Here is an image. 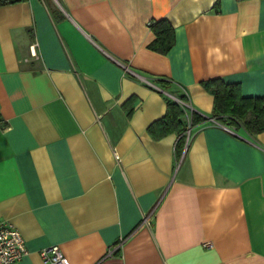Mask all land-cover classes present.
<instances>
[{"label": "crops", "instance_id": "crops-1", "mask_svg": "<svg viewBox=\"0 0 264 264\" xmlns=\"http://www.w3.org/2000/svg\"><path fill=\"white\" fill-rule=\"evenodd\" d=\"M166 19L174 44L150 50ZM172 80L206 120L180 158L148 127ZM264 98V0L0 6V219L21 264H264V132L218 123L202 82ZM116 247V248H115Z\"/></svg>", "mask_w": 264, "mask_h": 264}, {"label": "trees", "instance_id": "trees-1", "mask_svg": "<svg viewBox=\"0 0 264 264\" xmlns=\"http://www.w3.org/2000/svg\"><path fill=\"white\" fill-rule=\"evenodd\" d=\"M23 0H0V6L17 3ZM240 1V0H237ZM154 39L148 48L160 54H166L174 44V30L170 23L162 18L149 24ZM150 83L157 86L164 95L166 108L164 115L154 121L148 130L154 137H160L169 132H177L174 146L177 160L186 146L187 116L191 127L206 120V118L185 105L189 100L180 87L172 80L164 77L151 78ZM204 89L213 97L211 115L220 124L243 127L251 135L264 132V98L245 97L241 95L238 83H225L220 78H211L202 82Z\"/></svg>", "mask_w": 264, "mask_h": 264}, {"label": "built area", "instance_id": "built-area-1", "mask_svg": "<svg viewBox=\"0 0 264 264\" xmlns=\"http://www.w3.org/2000/svg\"><path fill=\"white\" fill-rule=\"evenodd\" d=\"M185 106L191 109L190 105ZM186 121L188 141L192 129L189 116ZM25 253L24 240L20 232L7 220L0 219V264H21ZM38 253L42 264H68L67 258L56 244L41 248Z\"/></svg>", "mask_w": 264, "mask_h": 264}]
</instances>
